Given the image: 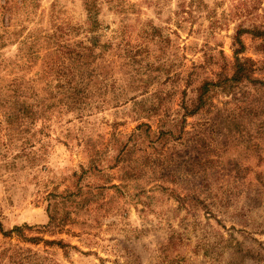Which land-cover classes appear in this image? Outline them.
<instances>
[{
  "label": "rangeland",
  "instance_id": "rangeland-1",
  "mask_svg": "<svg viewBox=\"0 0 264 264\" xmlns=\"http://www.w3.org/2000/svg\"><path fill=\"white\" fill-rule=\"evenodd\" d=\"M191 2L0 0V264H264V0Z\"/></svg>",
  "mask_w": 264,
  "mask_h": 264
},
{
  "label": "trees",
  "instance_id": "trees-1",
  "mask_svg": "<svg viewBox=\"0 0 264 264\" xmlns=\"http://www.w3.org/2000/svg\"><path fill=\"white\" fill-rule=\"evenodd\" d=\"M9 0H6L8 2ZM191 5L194 2V0H191ZM86 6H88L89 9V14L92 22L96 21V9H97V3L98 0H84ZM62 32V30H60ZM246 30L240 29L238 33L235 36V44L239 46V48L236 50V58H235V72L233 75V79L236 81H240L244 78L250 77V73L253 72L254 70V61L251 58H246L243 60L238 54L243 52V49L245 48L244 42L241 40V34ZM253 34L256 36H262L264 34V30H258L257 32L253 31ZM62 34H58V38L61 37ZM64 54V57H70L71 62L70 66H66L65 68V73L69 75L70 77H76L78 73L86 72L85 67L87 64L90 63L91 59L96 58V52L91 48V47H84L83 51L81 52L80 50L76 49H67V50H62ZM98 56V55H97ZM63 65V64H62ZM84 79H82L80 82H77L76 85L74 86H69V95L67 96L71 103L74 105L78 101L81 100L82 96H80L81 88L80 85L84 83ZM69 83H72V80H69ZM208 82H206L202 88L204 89V92L200 95L199 97V103L196 109L200 108L201 105L204 103V97L203 95L207 92L209 88ZM9 93H6L5 96L2 95L0 98V106L4 108V116H5V121L7 122L8 125L12 126V128L20 131H26L27 129H24V121L26 119H30L32 122L35 121V118L40 114L38 110L35 109L33 104H30L28 100L26 99L28 93H23L22 87H20L17 82H13L9 87ZM7 103H10L7 104ZM194 111L192 112V114ZM9 127H7L8 129ZM52 223L56 221L55 215L51 214L50 216ZM24 228L22 226H15L13 230L11 231H5L2 228V225L0 224V231L5 235L8 236L11 233L18 232V234L22 235L23 234ZM22 233V234H21ZM24 237V236H23ZM38 240L36 238L33 239ZM32 240V241H33ZM49 242V241H48ZM54 242V241H50ZM49 242V243H50ZM55 243V242H54ZM57 243V242H56ZM59 243V242H58ZM61 244V243H60ZM63 245V244H61Z\"/></svg>",
  "mask_w": 264,
  "mask_h": 264
}]
</instances>
